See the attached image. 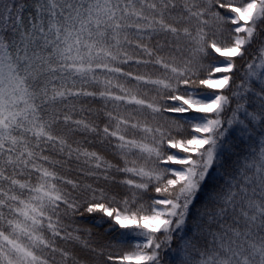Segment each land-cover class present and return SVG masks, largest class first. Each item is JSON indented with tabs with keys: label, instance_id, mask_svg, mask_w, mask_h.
Wrapping results in <instances>:
<instances>
[{
	"label": "snow or ice",
	"instance_id": "1",
	"mask_svg": "<svg viewBox=\"0 0 264 264\" xmlns=\"http://www.w3.org/2000/svg\"><path fill=\"white\" fill-rule=\"evenodd\" d=\"M0 264H264V0H0Z\"/></svg>",
	"mask_w": 264,
	"mask_h": 264
}]
</instances>
